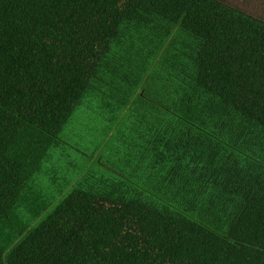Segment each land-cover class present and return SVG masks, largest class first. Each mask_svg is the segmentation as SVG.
<instances>
[{
	"label": "trees",
	"instance_id": "obj_1",
	"mask_svg": "<svg viewBox=\"0 0 264 264\" xmlns=\"http://www.w3.org/2000/svg\"><path fill=\"white\" fill-rule=\"evenodd\" d=\"M80 112L109 127L82 167ZM0 264H264V21L0 0Z\"/></svg>",
	"mask_w": 264,
	"mask_h": 264
},
{
	"label": "rangeland",
	"instance_id": "obj_2",
	"mask_svg": "<svg viewBox=\"0 0 264 264\" xmlns=\"http://www.w3.org/2000/svg\"><path fill=\"white\" fill-rule=\"evenodd\" d=\"M253 12V10H250ZM87 116L86 113L80 112L74 116L73 120L69 123L70 125L67 126L65 133L63 134L64 139H69L68 142L71 145H74L76 150H70L69 161H74L79 163L81 167L84 165V162L87 161V155L82 153H89L90 150L95 149L97 145L101 144L109 131L108 126H104L102 121H94V123L86 126L84 128L83 123L86 121ZM89 165V166H88ZM59 172L64 173L66 172V168L68 166L65 165L64 161L60 163ZM70 166V164H69ZM96 166V162L92 161L90 164H87V168H83V171H87L89 168ZM49 181V177L43 179L41 182V187L46 189L47 183ZM47 194L50 193L49 190L46 192ZM52 208L56 207L57 204L61 201L59 198V193H55L53 197L50 199Z\"/></svg>",
	"mask_w": 264,
	"mask_h": 264
},
{
	"label": "crops",
	"instance_id": "obj_3",
	"mask_svg": "<svg viewBox=\"0 0 264 264\" xmlns=\"http://www.w3.org/2000/svg\"><path fill=\"white\" fill-rule=\"evenodd\" d=\"M264 21V0H221ZM250 10H253L250 11Z\"/></svg>",
	"mask_w": 264,
	"mask_h": 264
}]
</instances>
